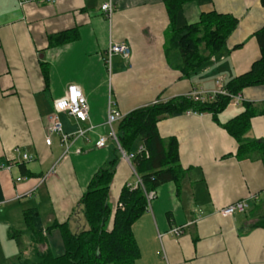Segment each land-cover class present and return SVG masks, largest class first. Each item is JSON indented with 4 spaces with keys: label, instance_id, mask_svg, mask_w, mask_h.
Here are the masks:
<instances>
[{
    "label": "crops",
    "instance_id": "obj_1",
    "mask_svg": "<svg viewBox=\"0 0 264 264\" xmlns=\"http://www.w3.org/2000/svg\"><path fill=\"white\" fill-rule=\"evenodd\" d=\"M106 0H55L54 3L0 0V264H18L29 253L30 234L23 211L36 208L45 227L68 223L71 232L87 228L79 200L92 176L114 160L108 190L111 228L120 190L135 185L137 175L109 137L108 109L122 115L153 103L187 95L193 89H214L249 70L260 51L254 32L264 26L259 0H193L183 4L176 25L194 23L200 13L216 11L237 19L224 46L199 69L183 75L178 60L165 55L169 17L164 0H112L108 19L100 10ZM68 32V40L50 37ZM124 43L128 59L105 57L109 42ZM82 90L88 119L78 121L59 113L62 134L93 129L73 139L64 152L60 135L45 143L53 103L66 96L68 85ZM241 103H229L216 115L185 112L157 121L161 138L178 144L184 174L155 188V196L135 221L132 232L138 247L134 264H264V228L255 226L259 206L264 210V164L256 157L238 159L236 140L220 125L239 114L243 102L264 108V86L239 92ZM220 123V124H219ZM116 130V123L113 125ZM107 137L105 147L95 145ZM248 140L264 139V115L250 120ZM68 144V145H70ZM135 142L133 157L141 147ZM19 153L17 152V150ZM27 153L31 160L23 161ZM17 178L21 180L17 181ZM254 196L255 198H252ZM248 199L246 213L223 216L218 209ZM257 210V211H256ZM183 226L179 236L168 233ZM22 232L14 236V232ZM47 242L63 249L60 233L52 229ZM164 233L162 237L158 235ZM58 251H56L57 253Z\"/></svg>",
    "mask_w": 264,
    "mask_h": 264
},
{
    "label": "trees",
    "instance_id": "obj_2",
    "mask_svg": "<svg viewBox=\"0 0 264 264\" xmlns=\"http://www.w3.org/2000/svg\"><path fill=\"white\" fill-rule=\"evenodd\" d=\"M193 0H164L169 17L166 33L165 55L169 60H178L179 70L189 75L202 67L225 44L235 29L237 19L214 10L202 12L196 22L176 25V16L183 4ZM264 6V0H259ZM260 56L249 70L224 83L229 94H237L246 87L264 86V26L254 32ZM68 32L50 37L56 44L68 40ZM227 95L217 94L211 100H194L182 95L168 100L156 99L153 103L138 107L116 122L114 131L118 145L125 152H131L137 140L144 150L131 158L136 175L142 186L121 188L117 206L112 216L111 228L107 229L110 209L108 190L113 176L114 160L101 168L90 179L86 191L79 200L87 228L71 232L68 223L54 221L43 226L36 208L23 211L25 230L31 236L29 253L21 255L18 264H134L138 257L132 226L147 208L144 191H155L165 182L174 181L177 186L184 174L179 164L178 144L175 138L163 139L157 131V121L163 116H176L185 112L211 113L216 115L229 104ZM242 111L220 124L237 142L236 157H256L264 164V139L248 140L244 134L250 127V120L258 114L264 115V108L257 109L248 102L242 103ZM261 209L257 208V210ZM256 210V211H257ZM256 216L255 226L264 228V212ZM57 229L62 240L63 251L56 253L47 242V233ZM22 232H14V236Z\"/></svg>",
    "mask_w": 264,
    "mask_h": 264
},
{
    "label": "built area",
    "instance_id": "obj_3",
    "mask_svg": "<svg viewBox=\"0 0 264 264\" xmlns=\"http://www.w3.org/2000/svg\"><path fill=\"white\" fill-rule=\"evenodd\" d=\"M28 2L33 3H54L55 0H18L19 5H23ZM100 10L103 12V14L109 19L113 12V4L112 0H106L102 5L100 6ZM106 57H105V63L108 69V72H110L111 68V58L114 54L121 55L124 59H128L130 55V49L129 47L124 43H115V42H109L107 49H106ZM217 94H223L227 95L230 98L229 103H232L234 105H239L241 103V97L240 94L237 93L235 95L229 94L225 88L223 80L218 78L215 80V88L214 89H193L191 90L187 95L192 97L194 100L199 101H205V100H211L215 97ZM190 112V111H188ZM59 113H66L67 115L75 118L78 121H86L88 119V104L86 101V98L84 94L82 93V90L80 87L70 84L67 87V93L66 96L55 101L53 103V114L49 116V124L47 126V136L45 138V143L50 144V138L53 134H59L60 135V142L64 144V152L63 154H66L69 151V148L71 144L69 142H73V139H76L78 137H82L87 131L93 129V127H90L88 129H78L74 134H62L61 133V124L59 123L57 119V115ZM123 115L115 110V109H108L107 115H106V124L110 127V134L109 137L117 144L118 148L121 150L120 146L118 145L113 125L118 122ZM107 137L106 136H99L98 139L95 142L96 147L102 148L106 146ZM70 144V145H68ZM17 150V149H16ZM143 146L139 147L138 151H143ZM19 153V151L17 150ZM122 155L127 160H130L132 156L125 155V153L121 150ZM21 159L23 161L31 160V156L27 153L21 154ZM14 166V163L11 161L2 162L0 161V169L4 170H10ZM17 181L21 180V178H17ZM130 186V185H129ZM136 186H142L140 179L137 176L136 183L133 185V187ZM132 187V185H131ZM144 195L147 201V207L150 203V201L154 198L155 192L154 191H144ZM252 198H255L252 196ZM5 203V201L0 202V206ZM249 208L248 199H242L234 201L233 203H230L224 207H221L218 209V212L223 216H230L234 213H240L244 214L247 212ZM182 227L183 226H174L170 228L168 231L169 234L173 236H179L182 233ZM164 233H160L158 236L162 237Z\"/></svg>",
    "mask_w": 264,
    "mask_h": 264
},
{
    "label": "rangeland",
    "instance_id": "obj_4",
    "mask_svg": "<svg viewBox=\"0 0 264 264\" xmlns=\"http://www.w3.org/2000/svg\"><path fill=\"white\" fill-rule=\"evenodd\" d=\"M261 212H264L263 208L259 209L257 214H260ZM53 248H54L55 252L58 251L57 253H61L63 251L62 247H60V246H56V247L54 246Z\"/></svg>",
    "mask_w": 264,
    "mask_h": 264
}]
</instances>
